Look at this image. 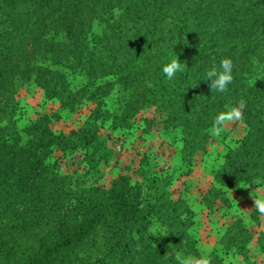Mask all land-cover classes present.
<instances>
[{
    "label": "trees",
    "instance_id": "obj_1",
    "mask_svg": "<svg viewBox=\"0 0 264 264\" xmlns=\"http://www.w3.org/2000/svg\"><path fill=\"white\" fill-rule=\"evenodd\" d=\"M177 33L187 44H173ZM174 51L187 68L169 81L160 64ZM224 57L234 64L226 93L211 92L204 80L187 86ZM66 66L82 69L86 83L75 89ZM17 78L68 106L88 99L94 108L68 134L46 135L40 119L23 130L15 116ZM114 92L122 93L119 126L155 106L165 124L181 128L186 156L204 145L213 116L243 99L247 132L214 178L229 188L264 184V0H0V264H182L185 256L201 257L190 233L193 211L172 198L168 183L120 175L108 188H79L47 161L54 149L74 148L88 152L92 167L108 160L98 122L121 109L110 114L106 107ZM156 225L165 231L150 232ZM8 243L24 245L17 252Z\"/></svg>",
    "mask_w": 264,
    "mask_h": 264
},
{
    "label": "rangeland",
    "instance_id": "obj_2",
    "mask_svg": "<svg viewBox=\"0 0 264 264\" xmlns=\"http://www.w3.org/2000/svg\"><path fill=\"white\" fill-rule=\"evenodd\" d=\"M100 28L101 24L94 23L93 31L99 32ZM70 67H64V73L75 89L80 88L86 83L85 73ZM89 90L92 95L97 94L95 87ZM113 94L105 100L106 107L110 114L118 107L121 109L113 117L109 115L98 122L99 136L110 149L108 160L92 167L87 161L89 157L86 158L88 152L74 148L54 149L47 155V161L59 167L79 188H108L120 175H128L135 181L146 177L168 183L172 198L184 199L193 211L190 233L201 257L214 259L216 264H255L264 252V214L256 210L251 198H264V184L229 188L221 187L214 178L227 151L238 146L245 136V122H226L219 136L209 129L204 145L186 156L181 128L165 124L163 113L155 106H147L134 114L128 126H119L122 93ZM14 103L19 127L30 130L27 125L40 119L46 135L49 130L66 134L78 130L94 108L88 99L68 106L56 97H47L31 79L18 78L14 81ZM214 188H221L224 193H217ZM17 245L6 246L18 252L24 244ZM188 257L192 256L183 259Z\"/></svg>",
    "mask_w": 264,
    "mask_h": 264
},
{
    "label": "clouds",
    "instance_id": "obj_3",
    "mask_svg": "<svg viewBox=\"0 0 264 264\" xmlns=\"http://www.w3.org/2000/svg\"><path fill=\"white\" fill-rule=\"evenodd\" d=\"M178 40L182 41L184 44H187L184 42L183 37L179 33L176 34L173 44H175ZM186 68L187 66L185 62H182L178 59L176 52L173 58L167 60L166 62L162 61L160 64V70L169 81H174L177 79V74L183 73ZM233 70L234 64L231 58H221L218 63L215 61V58H213L210 67H208L204 73V77L195 80L194 83H191L187 86L196 85L200 80H204L208 82L211 92L215 91L216 93L221 94L226 93L228 91L229 85L234 80ZM245 106V101L241 99L238 102V106H233L227 110L218 111L212 118L211 130L214 132V134L217 136L221 135L224 132V126L228 121L243 120L244 117L242 109H244ZM255 207L259 213L264 214V198L255 199ZM149 231L161 233L164 232L165 229L159 225H156L149 229ZM177 260H181V257L177 256ZM182 264H210V261L207 257H188L182 260Z\"/></svg>",
    "mask_w": 264,
    "mask_h": 264
},
{
    "label": "crops",
    "instance_id": "obj_4",
    "mask_svg": "<svg viewBox=\"0 0 264 264\" xmlns=\"http://www.w3.org/2000/svg\"><path fill=\"white\" fill-rule=\"evenodd\" d=\"M254 191V190H253ZM255 201L253 198H251V201ZM255 264H264V252L262 251V253L258 256V260L256 261Z\"/></svg>",
    "mask_w": 264,
    "mask_h": 264
}]
</instances>
